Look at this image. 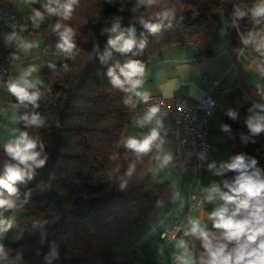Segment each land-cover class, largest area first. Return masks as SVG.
I'll return each mask as SVG.
<instances>
[{"label":"trees","instance_id":"1","mask_svg":"<svg viewBox=\"0 0 264 264\" xmlns=\"http://www.w3.org/2000/svg\"><path fill=\"white\" fill-rule=\"evenodd\" d=\"M45 2L29 3L17 14L18 38L40 34L43 46L54 56L44 61L36 87L30 89L40 92L39 106L27 101L20 104L8 93L18 106L19 132L36 140V151L46 162L33 169L31 179L17 182L15 194L0 189L2 198L14 205L3 212L19 211L12 221L14 238L0 245V264H128L126 249L130 246H123L122 238L162 207L171 183L155 182L150 172L162 156L155 146L148 153L137 154L120 145L124 136H130L128 130L138 112L124 103L129 97L134 103L133 93L114 87L107 71L128 60H139L147 67L153 56L170 46L192 47L198 60L211 57L220 43H226L235 52L246 50L264 59L252 44L243 43L250 32L264 34V19L256 24L250 12L259 0H165L175 12L156 33L144 23L159 22L154 13L162 9H146L138 6V0H79L70 20L49 16L43 8ZM37 9L44 14L38 25L31 18ZM238 9L247 14L237 16ZM57 22L74 31L75 47L70 53L57 47ZM121 33L136 41L125 53L108 43ZM10 81L8 75L0 76L6 86ZM255 104L264 102L229 103L227 111H235L237 117L233 120L226 112L222 121L230 126L223 131L225 163L237 155H244L246 162L255 158V167L264 177V132L253 136L246 125L249 116L261 111ZM33 114L38 115L39 125L21 119ZM6 163L15 161L2 145L0 173ZM235 175L224 172L221 191H227L223 182ZM221 204L219 199L217 207ZM207 230L217 235L221 231L213 228L211 220ZM187 238L199 264L204 251L201 242Z\"/></svg>","mask_w":264,"mask_h":264},{"label":"clouds","instance_id":"2","mask_svg":"<svg viewBox=\"0 0 264 264\" xmlns=\"http://www.w3.org/2000/svg\"><path fill=\"white\" fill-rule=\"evenodd\" d=\"M28 2L36 3L38 0H28ZM78 2L79 0H46L43 8L49 16H59L63 20H70ZM139 5H143L146 9L154 6L162 9L154 13L159 20L157 23H144L143 17L140 18L144 27L152 33H156L164 25V21L170 20L175 12L174 8L165 5V0H138ZM250 12L254 23H261V19H264V0H259L250 9ZM246 14L239 9L236 12L239 17H244ZM31 18L38 25L39 21L44 20V14L37 9L34 10V15ZM54 31L58 32L60 36V43L57 47L65 53H70L75 47L73 29L57 22L54 25ZM14 38H16L15 33L8 37L9 40ZM108 43L120 53L128 52L136 45L135 39L125 38L123 33L114 39H109ZM243 43L252 44L255 51L264 57V34L250 32L247 37L243 38ZM18 46L22 50L28 51L36 45L18 40ZM139 46L143 48L144 43L141 42ZM35 71V67H29L16 80L10 81L7 85L8 91L17 98L20 104L27 101L33 106H39L37 102L40 99V92L30 91V89H35L38 82L29 80ZM260 71L261 74H264V68ZM107 75L114 87L133 93L140 102L148 105L143 115L137 117L133 124L141 129L147 127L149 132L139 138L128 136L124 140V147L137 154L148 153L153 146L162 149L165 141L161 137V132L164 130V119L168 112L162 111L164 107L160 102L149 103L152 99L150 93L140 90L144 85L146 75L145 64L139 60H128L123 64L117 62L108 69ZM124 103L135 107L131 97ZM253 107L261 109V111L249 116L246 125L250 133L255 136L264 132V104H255ZM182 110L178 109V111ZM227 115L233 120L237 117V113L231 109L227 111ZM21 119L28 124L39 125L41 123L38 115L35 114L30 119L28 116L21 117ZM229 128L230 126L227 124L221 125L223 131H228ZM13 136V139H9L3 144V148L15 163H6L0 173V189L6 190L10 195L17 192V182H24L26 178L31 179L33 169L43 166L46 162V157L40 158L41 153L36 151V140L30 138L27 132H19L18 135L14 132ZM243 139L247 140V137H243ZM170 159L171 156L164 155L163 162L159 167L163 168ZM256 164L255 158L246 162L244 155H237L231 163H221L219 168L216 167L215 162L208 165V169L214 170L216 175L227 171L235 172L236 175L231 181L223 182V187L227 191H221L220 186L215 183L204 190L207 193L205 199L208 202L214 201L217 197L223 201V204L208 214L213 228L221 230L219 235L209 232L199 219L190 218L187 226H180L183 236L193 237L201 242L204 251L200 256L199 264H264V177L255 167ZM131 173L132 168H129L128 175ZM123 187L124 185L121 184V188ZM2 197L3 193L0 192V209L14 207L10 199ZM12 226L11 220L0 218V235ZM161 238L165 239L164 233ZM171 239L175 241V251L172 253L173 264H196L189 247V241L183 237L175 236ZM162 247L160 246L158 251ZM2 252L3 248L0 246V253Z\"/></svg>","mask_w":264,"mask_h":264},{"label":"crops","instance_id":"3","mask_svg":"<svg viewBox=\"0 0 264 264\" xmlns=\"http://www.w3.org/2000/svg\"><path fill=\"white\" fill-rule=\"evenodd\" d=\"M0 2L8 4L16 14L29 4L28 0H0ZM188 48V52H183ZM262 68H264V59L258 54L246 50L235 52L226 43H220L217 52L211 57L198 60L194 57L192 47L170 46L150 59L146 67L144 85L140 90L147 91L150 95L163 96L180 93L199 100L206 91L201 77L204 74H211L218 81L217 91L221 97H228L229 103L231 101L264 102V74L260 71ZM137 100L138 98L134 96V103ZM142 115L138 113L134 120ZM142 131H149V128L141 129L132 124L128 135L133 136ZM161 134L170 135L172 142V125L167 117L164 119V130ZM172 153L173 144L171 149L173 161ZM209 176L210 170L208 175L202 178L195 177L188 171H178V180L174 185L171 184V190L162 207L141 222L133 232L122 238L123 246H130L126 249L128 264H167L174 260L172 253L175 251V241L171 239L172 236L168 240L162 239L161 236L163 233L172 234L175 226H184L188 212L192 217L199 219L207 229L210 222L208 214L218 206L216 201L208 202L205 199L207 193L204 190L207 185L209 186L207 182ZM191 192L202 193L204 205L201 209L189 210L188 200ZM173 236L181 237L180 233H175ZM183 238L188 241L187 237ZM160 246L163 247L158 251ZM189 247L193 256V248L190 245Z\"/></svg>","mask_w":264,"mask_h":264},{"label":"built area","instance_id":"4","mask_svg":"<svg viewBox=\"0 0 264 264\" xmlns=\"http://www.w3.org/2000/svg\"><path fill=\"white\" fill-rule=\"evenodd\" d=\"M13 33L16 38L9 40ZM17 14L11 7L0 2V76L10 74L17 63L21 49L17 44ZM201 82L205 85L204 96L195 100L185 94L173 96L150 95L149 103H161L168 112L166 116L172 125L173 161L180 172H191L195 177H205L209 173L210 153L212 143L209 139L210 127L213 115L220 105L221 95L217 91L218 81L211 74H204ZM148 105L139 101L135 103L138 113L143 114ZM178 109H183L178 111ZM204 205V197L199 192H191L188 200L189 210L201 209ZM196 219L188 212L185 216V225L189 219ZM175 233L183 236L180 226H175L173 233L165 234L168 240ZM167 264H173V260Z\"/></svg>","mask_w":264,"mask_h":264},{"label":"rangeland","instance_id":"5","mask_svg":"<svg viewBox=\"0 0 264 264\" xmlns=\"http://www.w3.org/2000/svg\"><path fill=\"white\" fill-rule=\"evenodd\" d=\"M224 32V29H220V34ZM18 40L27 41L33 43L34 47L29 49L28 51H24L21 48V53L19 55L17 63L14 65L8 77L11 81L16 80L21 73L29 67H35L36 71L33 72L32 76L29 77L30 81L36 82L39 76V69L42 67L44 61L48 59H54L53 53H51L48 49L43 46L42 38L40 34L32 33L30 36L23 35L18 38ZM17 40V44H18ZM188 49H184L183 52H188ZM228 97H221L220 105L216 109V113H214V117L212 119L209 139L212 143V150L210 153V163L215 162L216 167L219 168L221 163H225L226 157V144L224 140L223 130L221 129L223 118L228 109L229 103ZM260 102V101H258ZM18 120H19V110L18 106L14 104L10 100V95L8 93L7 86L0 82V148L6 143L9 139H13V133L16 135L19 134L18 130ZM128 127V126H127ZM126 136L123 137L121 142V146L124 145V140ZM164 144L162 145V149H159V152L162 153L160 159L155 163V165L150 170L151 174L154 177L155 182L168 181L172 185L175 184V181L178 180V171L174 166L172 158L168 161L163 168H160V164L163 162L164 155L171 156L172 142L170 139V135H166L164 138ZM224 174V173H223ZM223 174L216 175L214 170H210V176L207 179L209 186H206V189L210 188L212 184H218L221 188ZM202 194V193H201ZM214 201L219 202V198ZM19 215L18 210L5 211L3 212L0 209V218L4 220L13 221L16 216ZM14 238V229L13 226L8 229V231L4 232L0 235V243L3 241H10ZM130 264V263H129Z\"/></svg>","mask_w":264,"mask_h":264}]
</instances>
